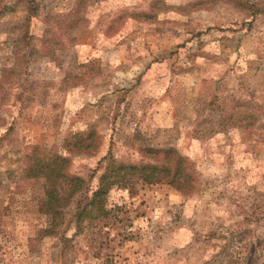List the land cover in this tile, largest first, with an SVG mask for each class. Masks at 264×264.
Listing matches in <instances>:
<instances>
[{
	"label": "rangeland",
	"instance_id": "rangeland-1",
	"mask_svg": "<svg viewBox=\"0 0 264 264\" xmlns=\"http://www.w3.org/2000/svg\"><path fill=\"white\" fill-rule=\"evenodd\" d=\"M26 1L32 57L18 62L11 28ZM188 1L0 0L10 8L0 14V78L14 68L23 81L0 89V137L2 121L14 122L0 142V264H264V12L250 24L228 3L177 9ZM86 128L100 135L95 152L61 147ZM34 142L56 146L92 187L106 156L138 162L145 147L175 148L195 188L133 179L81 230L77 194L57 233L38 238L49 225L37 209L42 179L15 161Z\"/></svg>",
	"mask_w": 264,
	"mask_h": 264
},
{
	"label": "trees",
	"instance_id": "trees-1",
	"mask_svg": "<svg viewBox=\"0 0 264 264\" xmlns=\"http://www.w3.org/2000/svg\"><path fill=\"white\" fill-rule=\"evenodd\" d=\"M220 2L234 6L239 11L240 16L243 17L242 21L250 22V24L258 15L264 12L261 0H190L177 9H212ZM26 3V17L11 28L15 34L13 42L15 57L24 60L27 57H32L26 52V50L29 51L26 45L33 38L30 25L31 18L35 15V6L32 2L26 1ZM156 3V1L151 2V9L156 6ZM162 5L163 7H170L164 3ZM171 8L173 7L171 6ZM8 9L10 8H3L0 10V14L5 13ZM141 14L137 12L134 15ZM149 14L146 13L145 17ZM24 46L26 50L23 49ZM33 50L35 49H30V52ZM19 59L18 62H21ZM18 65L19 63H16V66ZM14 70V68H8L2 71L0 89L3 87L2 83L16 90L21 88L23 85L22 79L17 76L10 78L15 74ZM15 97L20 100L21 94H17ZM27 115L25 114V118H27ZM254 121L255 119L250 114V127L253 126ZM5 123L7 127L3 130L5 133L0 137V142L5 139L11 129L13 130L12 123L14 122L2 121L1 125H5ZM99 145L100 135L93 128H86L65 135L61 147L72 153L90 154L95 152ZM142 151L149 158L148 160L122 162L111 156L102 158L100 163H104L103 171L98 177L96 185L92 187L89 181L82 176L69 172V159L57 151L56 146H47L39 142L29 143L15 161L21 160L25 178L42 179L43 194L37 201V209L49 217V225L40 228L36 237L40 238L57 233L58 227L63 224L64 209L77 194H81V198L76 205L74 221L76 228L81 230L85 221L103 219L107 216L105 197L112 187L130 186L133 179H138L145 184H168L183 194L193 192L195 188V169L180 152L175 148L152 147H145ZM6 157H8V152L2 156L3 159ZM254 215L256 214H251L250 217H254ZM253 240L255 239L250 237V244ZM255 259H258V257L256 256Z\"/></svg>",
	"mask_w": 264,
	"mask_h": 264
}]
</instances>
